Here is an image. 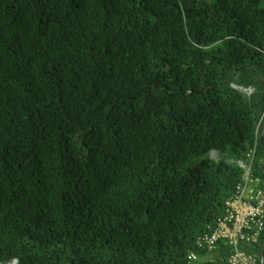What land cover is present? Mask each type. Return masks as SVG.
I'll return each mask as SVG.
<instances>
[{
    "label": "trees",
    "instance_id": "obj_1",
    "mask_svg": "<svg viewBox=\"0 0 264 264\" xmlns=\"http://www.w3.org/2000/svg\"><path fill=\"white\" fill-rule=\"evenodd\" d=\"M263 129L264 0H0V264H229Z\"/></svg>",
    "mask_w": 264,
    "mask_h": 264
},
{
    "label": "built area",
    "instance_id": "obj_2",
    "mask_svg": "<svg viewBox=\"0 0 264 264\" xmlns=\"http://www.w3.org/2000/svg\"><path fill=\"white\" fill-rule=\"evenodd\" d=\"M243 167L242 181L238 184L234 196L226 202V214L211 233L204 234L198 245L214 251L219 242L231 247L229 264H261L243 245L254 246L264 228V187L258 177L251 175L250 165L239 162ZM188 258L198 257L191 253Z\"/></svg>",
    "mask_w": 264,
    "mask_h": 264
},
{
    "label": "water",
    "instance_id": "obj_3",
    "mask_svg": "<svg viewBox=\"0 0 264 264\" xmlns=\"http://www.w3.org/2000/svg\"><path fill=\"white\" fill-rule=\"evenodd\" d=\"M263 131H264V129H263ZM263 259H264V251H263L262 254H261V259H260L261 264H263Z\"/></svg>",
    "mask_w": 264,
    "mask_h": 264
},
{
    "label": "rangeland",
    "instance_id": "obj_4",
    "mask_svg": "<svg viewBox=\"0 0 264 264\" xmlns=\"http://www.w3.org/2000/svg\"><path fill=\"white\" fill-rule=\"evenodd\" d=\"M211 155H212V157H215L216 158L217 155H218V153L216 151H213Z\"/></svg>",
    "mask_w": 264,
    "mask_h": 264
},
{
    "label": "clouds",
    "instance_id": "obj_5",
    "mask_svg": "<svg viewBox=\"0 0 264 264\" xmlns=\"http://www.w3.org/2000/svg\"><path fill=\"white\" fill-rule=\"evenodd\" d=\"M13 264H19V261H18V260H15V261L13 262Z\"/></svg>",
    "mask_w": 264,
    "mask_h": 264
}]
</instances>
